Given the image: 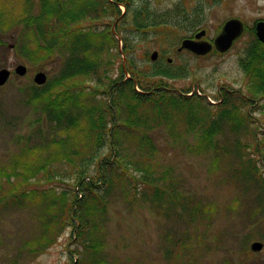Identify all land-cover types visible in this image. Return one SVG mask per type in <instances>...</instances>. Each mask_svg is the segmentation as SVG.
I'll list each match as a JSON object with an SVG mask.
<instances>
[{
  "label": "rangeland",
  "instance_id": "1",
  "mask_svg": "<svg viewBox=\"0 0 264 264\" xmlns=\"http://www.w3.org/2000/svg\"><path fill=\"white\" fill-rule=\"evenodd\" d=\"M0 3V9L12 12L13 16L19 14L20 8L11 0H0ZM141 3L169 25L177 26L179 4L189 11L187 13L202 8L204 16L195 31L171 25L138 27L136 31L126 27L119 29L121 33H132L135 50L131 58L137 65L147 67L151 64L149 60L154 51L159 52L162 62L172 58L174 65L179 70H187L189 75L164 80L163 86L177 93L185 89L198 91L212 105H218L219 100L225 98L222 94L227 91L249 95L248 77L239 60L256 38L251 29L255 31L256 23L264 21V0H137L135 6ZM121 11L125 13L127 10L123 6ZM231 18L243 21L246 31L226 53L214 51L205 57H196L187 51L178 52L183 39L202 29L207 31L205 39L213 41ZM87 24L89 26L91 22ZM96 28H102V25L98 24ZM15 33L17 31L1 32L0 29V69L8 68L14 72L19 64H25L28 71L25 76L13 73L9 82L0 87V168L11 167L18 156L29 151V160L46 168L29 183L17 179L11 184L0 181V195L5 196L0 202V264H86L83 263L87 258L86 247L77 239L76 229L73 231L68 224L61 225L59 232L58 229L54 232L53 241L46 250L38 253L33 250L44 235L50 234L46 229L50 212L46 213L45 208L49 199H9L10 190L21 187L22 192L54 189L58 196L66 192V197L72 200L74 192H81L80 184L76 182L86 170L96 180L103 173L107 180H113L111 185L100 182L99 189L106 206L103 215L96 219L100 243L97 257L104 264H264V247L255 252L251 249L254 241L264 243L262 99L240 105L243 110L225 121L212 146L199 148L195 134L182 127L186 123L185 115L175 114L172 121L153 123L149 131L143 130L154 145L150 160L145 159L142 147L131 142L125 144L127 138L122 135L125 145H117L116 138L113 140L115 144L110 146L108 142L97 149V157L94 156L91 165L85 155L76 159L77 163L67 164L65 158L57 157L59 152L70 153L73 147L83 150L82 147L89 146L93 140L91 126L86 120L81 123L84 127L86 123L87 128L71 126L67 132L68 128L62 129L66 123L59 124L41 111L39 102H31L33 88H38L34 83L35 74L46 72L48 82L58 79L65 69L67 55L63 53L60 57L56 51L54 60L36 63L15 47L19 41H15ZM24 36L20 42H24ZM117 38L120 39V35ZM122 48L121 42L115 52L120 53ZM126 60L125 56H118L116 63L108 69L109 75L118 77ZM71 108L82 116V109ZM247 116L248 121L242 123L240 117ZM108 117H111L110 113ZM113 124L109 127L115 132L119 126ZM120 125L124 127L125 123ZM129 131L127 129L128 134ZM62 139L63 147L59 144ZM117 152L122 155L116 160L118 164L108 165L103 173L92 169L101 156L109 162ZM148 152L152 153L147 149L145 154ZM138 157L143 158V164L150 162V173L157 177L155 184L144 183L135 164L129 165L130 160ZM250 159L260 167V179L257 178L260 183L254 181L255 171L247 162ZM89 178L87 175L83 182ZM64 180L66 182H61ZM68 182L73 183V189L69 188ZM155 190L163 193L167 190L168 195H160ZM75 222L78 226V221Z\"/></svg>",
  "mask_w": 264,
  "mask_h": 264
},
{
  "label": "trees",
  "instance_id": "2",
  "mask_svg": "<svg viewBox=\"0 0 264 264\" xmlns=\"http://www.w3.org/2000/svg\"><path fill=\"white\" fill-rule=\"evenodd\" d=\"M11 1L14 5H18L20 12L13 16L12 12L1 8L0 29L1 32L17 31L15 41H19L15 47H19V51L24 56L36 60V63L37 61L44 63L54 60L56 51L59 52L60 57L64 55L63 53L67 55L64 61L66 66L60 77L44 86L33 88L31 97V102H39L41 111L50 115L59 124L66 123L62 129L68 128L67 132L71 126L87 128L86 123V127L81 123L86 120L88 126H91L93 136L90 135V137L93 140L89 146L82 147L83 150L73 147L70 153L59 152L57 157L61 160L65 158L67 164L77 163L76 159L85 155L86 158L89 157L88 164L91 165L94 156L97 157V149L104 147L108 142L110 146L112 143L115 144L113 141L115 138L119 146L131 142L142 147L145 159L150 160L153 157L154 145L143 130L149 131L153 123L172 121L175 114L185 115L186 123H183L182 127L188 133L195 134L199 148L212 146L214 137L223 130L225 121H229L231 116L243 110L240 105L246 106L260 99L264 101V44L257 38L246 47L239 60L241 69L248 77L247 88L251 94L227 91L222 94L225 98L218 105H212L206 97L197 93L188 96L187 93L191 91L189 89L177 93L165 88L162 81L189 75L187 70H179L174 62L169 64L162 62L160 58L152 62L150 59L151 64L145 67L137 65L131 58L135 50L132 45V33H121L119 29L126 27L134 28L136 31L138 27H170L171 25L195 31L204 16L202 8H195L190 11L191 13H187L189 11L179 4L176 26L165 24L164 19L154 16L143 3L135 6L137 0ZM121 6L126 8L125 13H122ZM194 17L198 18L194 21L192 20ZM88 22H91L89 26ZM98 24H101L102 28H96ZM251 31L255 33L254 28ZM23 35H25L24 42H20ZM117 35L121 38H117ZM121 42L123 48L120 53L119 51L116 53ZM1 44L4 45V43ZM122 55L127 58V63L120 67V75L113 78L109 75L108 69L116 63L117 57ZM74 80L77 82H72ZM72 106L83 110L81 117L71 108ZM71 111L75 114H71ZM108 113L111 117H108ZM248 116L240 117L242 123L248 121ZM79 122L80 125H78ZM112 122L113 125L119 126L115 132L112 127H109ZM123 122L124 127L120 125ZM234 128L240 131L239 128ZM127 129L130 130L129 134ZM122 135H126L125 144ZM59 144L63 147L64 139ZM147 149L152 153L145 154ZM30 154L31 151L18 156L11 167L9 165V167L0 168V181L5 180L11 184L13 179H17L22 183H29L41 169L46 168L45 165L31 162ZM111 158L112 160L107 162L106 157L101 156V159L95 163L96 167L94 164L92 169L103 173L109 168L108 165L118 164L116 160L122 158V155L117 152L114 158ZM143 162V158L138 157L128 163L135 164V168L142 174L144 183L155 184L157 177H154V173H150V162L145 164ZM247 162L248 166L255 171L254 181L260 183L257 180V178L260 179V167L255 165L252 159ZM82 168L84 169V166ZM87 175L91 178L85 183L83 180ZM79 176L76 183L80 184L81 192L78 194L74 192L72 200L66 197V192L58 196L59 193L54 189L40 192L37 189H29L22 192L21 187L12 188L9 199L16 198L18 201L21 198L40 197L42 200H50L45 206L46 213L50 212L46 226L50 234L44 235L37 242L39 246L33 248L35 252L46 250L53 241L54 232L57 229L59 232L61 225L68 224V227H73V231L76 229L77 239L86 247L84 252L87 258L83 259V263L104 264V261L97 257L98 220L106 206L99 189L100 182L105 181L106 184L111 185L113 180H107L105 173L96 180L89 170L83 171ZM68 185L70 189L74 188L73 183L68 182ZM156 191L160 192V195H168L167 190L165 193ZM4 197L0 195V202ZM65 211H68V215H65ZM75 220L78 221V226Z\"/></svg>",
  "mask_w": 264,
  "mask_h": 264
},
{
  "label": "water",
  "instance_id": "3",
  "mask_svg": "<svg viewBox=\"0 0 264 264\" xmlns=\"http://www.w3.org/2000/svg\"><path fill=\"white\" fill-rule=\"evenodd\" d=\"M245 31V24L238 18H232L225 22L221 33L216 37L213 43L203 40L206 36V30L198 32L194 38H186L182 41L178 51L188 50L198 56L208 55L215 48L220 53L227 52ZM256 35L258 39L264 43V21H258L256 24ZM158 52L152 54V59L156 60ZM172 62V59L169 60ZM27 72V67L23 64L16 67V73L24 76ZM11 71L7 68L0 70V86L5 85L10 79ZM38 85H43L47 81V75L44 72H39L34 78ZM263 244L254 242L252 248L260 251Z\"/></svg>",
  "mask_w": 264,
  "mask_h": 264
}]
</instances>
